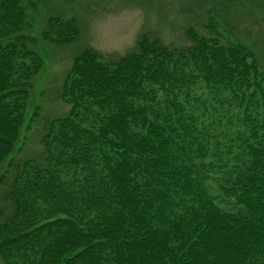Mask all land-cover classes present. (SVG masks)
Segmentation results:
<instances>
[{
    "label": "trees",
    "instance_id": "obj_1",
    "mask_svg": "<svg viewBox=\"0 0 264 264\" xmlns=\"http://www.w3.org/2000/svg\"><path fill=\"white\" fill-rule=\"evenodd\" d=\"M21 1L0 0V261L264 264L253 51L192 28L189 44L141 34L116 58L82 47L59 90L67 112L16 159L42 66ZM42 36L70 44L79 29L51 17Z\"/></svg>",
    "mask_w": 264,
    "mask_h": 264
},
{
    "label": "rangeland",
    "instance_id": "obj_2",
    "mask_svg": "<svg viewBox=\"0 0 264 264\" xmlns=\"http://www.w3.org/2000/svg\"><path fill=\"white\" fill-rule=\"evenodd\" d=\"M21 5L30 26L26 34L34 41L30 47L42 57V66L28 100L29 127L20 139L16 159L40 152L38 142L46 121L67 112L59 90L82 47L116 58L130 50L141 34L172 46L189 44L186 31L192 28L222 43L243 42L258 58L264 74V0H22ZM51 17L74 19L78 38L64 45L44 39L42 32ZM36 107L39 110L32 117Z\"/></svg>",
    "mask_w": 264,
    "mask_h": 264
}]
</instances>
